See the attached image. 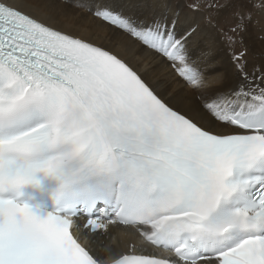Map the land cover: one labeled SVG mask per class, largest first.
Masks as SVG:
<instances>
[{
    "label": "snow or ice",
    "instance_id": "1",
    "mask_svg": "<svg viewBox=\"0 0 264 264\" xmlns=\"http://www.w3.org/2000/svg\"><path fill=\"white\" fill-rule=\"evenodd\" d=\"M64 2L187 94L165 95L74 14L49 16L47 0H0V264H264V59L235 48L264 0L221 32L228 83L206 73L217 52L194 44L195 20L136 0ZM230 3L189 8L214 28Z\"/></svg>",
    "mask_w": 264,
    "mask_h": 264
},
{
    "label": "bare ground",
    "instance_id": "2",
    "mask_svg": "<svg viewBox=\"0 0 264 264\" xmlns=\"http://www.w3.org/2000/svg\"><path fill=\"white\" fill-rule=\"evenodd\" d=\"M219 2L223 3L224 0H219ZM136 3L140 6L138 10L145 14L154 11L159 12L166 8L171 12L178 13L182 21L195 20L200 23L203 30L194 41V44L201 47H211L217 52L216 59L203 66L206 73L210 78L223 74L225 83L231 80L230 51L223 41L221 32L226 31L236 23L234 12L240 9L242 5L247 6L248 0H231L228 7L222 9L219 13H212L214 28L207 26L205 18L209 16L208 12H193L189 8L193 0H136ZM28 10L35 11V9ZM47 12L53 19L62 17L64 13L74 14L75 26L81 31V34L91 35L97 42L115 47L117 50H124L137 63L141 71L148 73L165 95L171 93L179 100L187 94V89H181L178 82L168 75L162 66H156V61L150 54L146 51H137L135 47H126L127 41L117 29L94 20L87 11L74 8L71 3H65L64 0H47ZM65 26H68V21H65ZM263 32L264 12H255L252 21L247 25V30L242 34V43L238 42L235 45L236 50L239 47L241 48V45H243V48L248 49L247 55L250 63H259L264 59L261 58L259 53L260 50H264V39L261 37L262 40L259 39L256 43H253L254 38H252V35H257V33L262 36ZM118 231V229H113L107 236H98L95 241L96 244L98 246L109 244L111 236Z\"/></svg>",
    "mask_w": 264,
    "mask_h": 264
},
{
    "label": "rangeland",
    "instance_id": "3",
    "mask_svg": "<svg viewBox=\"0 0 264 264\" xmlns=\"http://www.w3.org/2000/svg\"><path fill=\"white\" fill-rule=\"evenodd\" d=\"M188 3H189V1H188ZM255 32H257V31H255ZM253 37L252 38H254L253 39V43H256L259 39H261V37H262V39H264L263 37H264V32L262 33V36H261V34H259V33H257V35H252ZM261 39V40H262ZM243 48V45H241V48L239 47L238 48V50L239 49H242ZM243 49H245V48H243ZM248 50V49H247ZM247 53H248V51H247ZM259 53H260V56H261V58H264V50L262 51V50H260L259 51Z\"/></svg>",
    "mask_w": 264,
    "mask_h": 264
}]
</instances>
